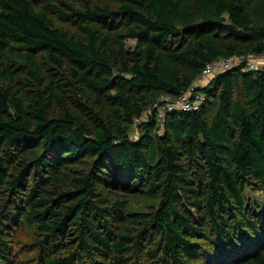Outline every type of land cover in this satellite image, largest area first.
<instances>
[{"label": "trees", "instance_id": "16d2710c", "mask_svg": "<svg viewBox=\"0 0 264 264\" xmlns=\"http://www.w3.org/2000/svg\"><path fill=\"white\" fill-rule=\"evenodd\" d=\"M264 0H0V264H264ZM257 197V198H256Z\"/></svg>", "mask_w": 264, "mask_h": 264}, {"label": "built area", "instance_id": "2783aa9c", "mask_svg": "<svg viewBox=\"0 0 264 264\" xmlns=\"http://www.w3.org/2000/svg\"><path fill=\"white\" fill-rule=\"evenodd\" d=\"M241 65H245L247 70L251 72L259 71L264 66V54L252 57L218 59L212 63H208L205 66L201 79L198 82L192 85L178 98L162 95L158 102L155 103L151 109L147 110L141 117L134 120V127H136L145 119H148L154 111H158L160 122L165 120V116L169 112L199 111L206 101V96L202 92L197 91V87H199L201 80L213 77L215 74L220 72L231 71Z\"/></svg>", "mask_w": 264, "mask_h": 264}, {"label": "rangeland", "instance_id": "374dc122", "mask_svg": "<svg viewBox=\"0 0 264 264\" xmlns=\"http://www.w3.org/2000/svg\"><path fill=\"white\" fill-rule=\"evenodd\" d=\"M213 77H209V78H206V79H202L200 84L201 85H205L208 81H210V79H212ZM257 198V197H256Z\"/></svg>", "mask_w": 264, "mask_h": 264}]
</instances>
